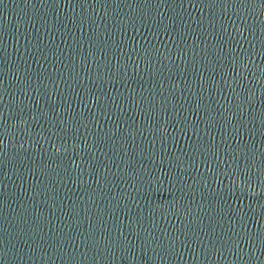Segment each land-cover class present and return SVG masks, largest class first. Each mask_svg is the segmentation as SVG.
Segmentation results:
<instances>
[{"label":"water","instance_id":"1","mask_svg":"<svg viewBox=\"0 0 264 264\" xmlns=\"http://www.w3.org/2000/svg\"><path fill=\"white\" fill-rule=\"evenodd\" d=\"M0 264H264V0H0Z\"/></svg>","mask_w":264,"mask_h":264}]
</instances>
